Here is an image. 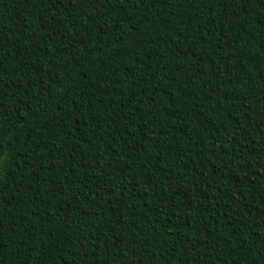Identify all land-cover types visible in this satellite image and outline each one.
I'll list each match as a JSON object with an SVG mask.
<instances>
[{
    "label": "trees",
    "instance_id": "trees-1",
    "mask_svg": "<svg viewBox=\"0 0 264 264\" xmlns=\"http://www.w3.org/2000/svg\"><path fill=\"white\" fill-rule=\"evenodd\" d=\"M0 264H264V0H0Z\"/></svg>",
    "mask_w": 264,
    "mask_h": 264
}]
</instances>
